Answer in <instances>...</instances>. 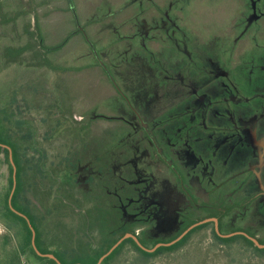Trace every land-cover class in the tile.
<instances>
[{
    "label": "rangeland",
    "instance_id": "374dc122",
    "mask_svg": "<svg viewBox=\"0 0 264 264\" xmlns=\"http://www.w3.org/2000/svg\"><path fill=\"white\" fill-rule=\"evenodd\" d=\"M0 131L23 154L18 206L66 264L126 232L153 248L212 207L264 242V0H0ZM213 227L108 264H264ZM9 235L0 220V261Z\"/></svg>",
    "mask_w": 264,
    "mask_h": 264
},
{
    "label": "trees",
    "instance_id": "16d2710c",
    "mask_svg": "<svg viewBox=\"0 0 264 264\" xmlns=\"http://www.w3.org/2000/svg\"><path fill=\"white\" fill-rule=\"evenodd\" d=\"M3 134L4 133H2L0 131V143L2 145L9 146L12 149L14 162L17 166V188H16V191H15L13 199H12V206L17 211L25 214L30 219V221H31V223H32V225L36 231V245H37L38 249L43 254H48L49 253L48 251L41 248L40 234H39L38 226L36 224L35 217L32 216V214L30 212H28L27 210H22L18 206V199H19V196H20V193L22 190L23 154H20V147H18V145L16 143H14L12 141H7L6 139H4ZM32 134L33 133L31 132L30 135L32 136ZM35 146H36V141L33 140L31 142V148L33 150H35L36 152H39V150ZM0 152H3L7 158L9 157V150L7 148L0 146ZM8 163H9V159H8ZM9 167H10L11 175H10V179H9L8 193L5 195L4 205L2 206V209H0V212H1L0 220H3V223L5 224V226L7 227L8 231L10 232L11 235L2 237V241H5L3 244V248H4L3 252H7L8 260L7 261L6 260L0 261V264H22L21 258L24 256H27V254H32L39 261L48 260V261H50V264H57V262L54 260H50L48 258H43V257H40L37 255V253L35 252V250L33 249V246H32V231L28 225V222L26 221V219L19 216L14 211H12V209L10 207L9 199H10L11 191L13 189V168H12L10 163H9ZM212 208H213V211L210 212L208 218H217L219 221V229H220L221 233L224 234L222 231L223 219L226 217V215H228V212L230 211V209L229 208L228 209L219 208V207H212ZM212 224H214V223H206V224L200 225V226L194 228L180 242H178L175 245L170 246V247H161L154 253H147V252L141 250L139 248V246L137 245V243L133 239L129 238V239L125 240L109 257H107L105 259V261L103 262V264H108L112 259H114V257H116L120 253V251L125 247V245L128 243L132 244L135 247V249L138 252H140L142 255H144L145 257H154V256H157V255L163 253V252L174 251V250L179 249L180 247L184 246L186 244V242L189 240V238L195 232L209 228ZM234 232H237V231H234ZM128 233H131V234L137 236V234L135 232H126L124 234V236ZM246 233H248V232H246ZM212 234H213L214 238L222 244L230 243L236 239H243L248 244H250L251 246L256 247L252 241H250L249 239H247L244 236H233L230 238L220 237L217 234V232L215 231V226L212 229ZM179 235H177L176 237H178ZM249 235H251V234H249ZM19 236H20V239H18ZM137 237L139 238L140 242L144 246L147 247L146 242L142 238H140V236H137ZM176 237L172 238L169 241L155 240L154 244L157 245L160 242H170V241L174 240ZM252 237H254V236H252ZM118 240L119 239L113 241L105 250L94 251L91 254H86L83 257H80L79 259L74 261V263H72V264H97L99 259L103 255H105L118 242ZM259 242L261 244H264V242H261L260 240H259ZM9 246H11L10 249L8 248ZM256 248L258 250H260L258 247H256ZM52 254L55 255L62 264H66L64 262L63 258L58 253H52Z\"/></svg>",
    "mask_w": 264,
    "mask_h": 264
},
{
    "label": "water",
    "instance_id": "95a60500",
    "mask_svg": "<svg viewBox=\"0 0 264 264\" xmlns=\"http://www.w3.org/2000/svg\"><path fill=\"white\" fill-rule=\"evenodd\" d=\"M0 146L7 148L9 150V157H10V163L12 165L13 168V189L11 191V195H10V199H9V203H10V207L12 209V211H14L16 214H18L19 216L23 217L24 219H26V221L28 222V225L32 231V246L33 249L35 250V252L37 253L38 256L43 257V258H49L52 259L54 261L57 262V264H62L59 259L53 255V254H43L37 247L36 245V231L30 221V219L23 213L17 211L13 206H12V199L14 196V193L16 191L17 188V166L14 162V157H13V151L12 149L7 146V145H2L0 143ZM206 223H214L215 226V231L217 232V234L222 237V238H230L233 236H244L247 239H249L250 241H252L256 247H258L261 250H264V244H261L259 242V240H257L256 238L252 237L251 235H249L246 232L243 231H237V232H233V233H229V234H222L220 229H219V221L217 218H209L200 222H197L193 225H191L190 227H188L185 231H183L178 237H176L174 240L170 241V242H160L157 245H155L153 248H148L146 246H144L139 238L131 233L126 234L125 236H123L121 239L118 240V242L105 254L103 255L97 264H103V262L105 261V259L107 257H109L125 240L131 238L133 239L137 245L139 246V248L147 253H154L156 252L159 248L161 247H170L175 245L176 243L180 242L184 237H186L194 228L206 224Z\"/></svg>",
    "mask_w": 264,
    "mask_h": 264
},
{
    "label": "crops",
    "instance_id": "0c3cea01",
    "mask_svg": "<svg viewBox=\"0 0 264 264\" xmlns=\"http://www.w3.org/2000/svg\"><path fill=\"white\" fill-rule=\"evenodd\" d=\"M177 58H180V55H178V56H177ZM179 60H182V61H183V60H184V58H181V59H179ZM179 69H180V68H179ZM180 70H181L180 72H184V70H183V69H180ZM182 75H183V73H182ZM244 119H245V118L243 117V120H244ZM231 206H232V205H231Z\"/></svg>",
    "mask_w": 264,
    "mask_h": 264
},
{
    "label": "flooded vegetation",
    "instance_id": "af4514ba",
    "mask_svg": "<svg viewBox=\"0 0 264 264\" xmlns=\"http://www.w3.org/2000/svg\"><path fill=\"white\" fill-rule=\"evenodd\" d=\"M180 55V54H179ZM183 56V55H182Z\"/></svg>",
    "mask_w": 264,
    "mask_h": 264
}]
</instances>
